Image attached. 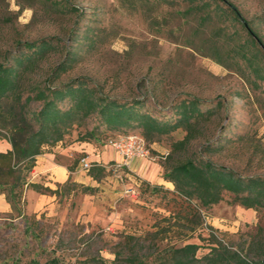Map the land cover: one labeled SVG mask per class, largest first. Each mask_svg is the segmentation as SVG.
Masks as SVG:
<instances>
[{
	"label": "rangeland",
	"instance_id": "1",
	"mask_svg": "<svg viewBox=\"0 0 264 264\" xmlns=\"http://www.w3.org/2000/svg\"><path fill=\"white\" fill-rule=\"evenodd\" d=\"M226 3L264 42V0H0V62L20 45L45 40L54 50L27 83L43 85L69 55L76 60L73 68L56 85L83 79L120 102L142 100L146 112L164 121L174 120L175 105L196 100L202 111L217 113L203 122L182 156L209 161L241 178L264 179V83L253 79L239 57L246 35ZM39 108L33 103L30 111ZM101 130L98 118L91 116L76 123L65 140L89 132L96 137ZM127 133L141 136L136 127ZM183 136L177 131L149 144L163 172L171 144ZM5 142L0 141V149H6ZM207 144L213 151H202ZM138 187L126 188L134 195L125 194L115 205L98 194L97 224L80 216V187L70 202L64 197L71 193L62 189L54 211L22 218L15 212L1 214L0 264H131V258L160 264L172 247L196 244L201 259L213 242L257 261L248 248L264 240V235L258 237L264 210L241 207L228 193L203 209L179 198L173 186Z\"/></svg>",
	"mask_w": 264,
	"mask_h": 264
},
{
	"label": "trees",
	"instance_id": "2",
	"mask_svg": "<svg viewBox=\"0 0 264 264\" xmlns=\"http://www.w3.org/2000/svg\"><path fill=\"white\" fill-rule=\"evenodd\" d=\"M188 1L195 4L198 0ZM226 5L233 20L246 35L245 42L238 49L239 57L247 65L253 79L264 83V42L236 7L229 3ZM53 50V46L45 40L23 44L17 53L0 62V130L6 133L0 135V139H6L11 146L7 153H0V195L5 197L17 218L26 216L24 193L28 189L56 196L60 195L62 189L70 194L75 187L83 189L82 195L95 192L93 188L73 183H67L61 190L57 188L54 191L41 184L29 183L28 176L38 156L57 144L63 147L72 143L105 146L102 141L114 135H126L127 130L133 127L141 130L147 148L157 136H168L177 131L184 134L181 140L171 144L163 166V179L171 183L179 198L188 202L195 201L199 207L208 209L218 204L224 193H228L233 197V203L241 207L264 210V179L241 178L209 161L189 155L182 156L198 138L203 122L211 121L217 110L202 111L196 100L183 101L173 108L174 120L164 121L146 112L142 100L120 102L89 87L83 79L56 85L73 68L76 60L69 55L52 69L49 80L43 85L27 83L30 75L36 73L39 64ZM33 103L40 104L37 112L30 111ZM64 104L68 105L65 109L62 108ZM91 116L97 117L99 125L103 127L96 137L93 132H89L65 140L70 137L69 131L76 123ZM202 151L213 150L207 144ZM178 156L183 158L177 160ZM84 158L87 159L85 153L78 154L74 165L80 164ZM87 172L93 180L99 182L109 177L112 170L107 171L97 163H91ZM260 233L259 238L264 235V230ZM198 249L196 244L172 247L167 251L168 257L163 258L160 264H260V260L264 259L262 239L257 241V245L253 242L248 248L249 252L254 253L256 262L248 260L240 252L228 251L219 242H213L210 252L201 259L196 256ZM129 261L131 264H140L132 258Z\"/></svg>",
	"mask_w": 264,
	"mask_h": 264
},
{
	"label": "crops",
	"instance_id": "3",
	"mask_svg": "<svg viewBox=\"0 0 264 264\" xmlns=\"http://www.w3.org/2000/svg\"><path fill=\"white\" fill-rule=\"evenodd\" d=\"M5 140L0 139V141ZM1 143L3 144L4 142ZM5 147L6 149H0V153H7L11 150L9 142H5ZM81 153L87 155L88 162L97 163L107 171L108 168H111V164L119 163L121 160L120 156L108 146L96 147L93 145L72 143L71 145L69 144L63 147L61 144H57L36 158L35 166L28 176V182L41 184L44 188H49L53 191L57 190V188L61 189L67 183L95 189L92 195L84 194L80 196V216H84L83 219L90 217L89 222L91 224L101 223L96 220L98 218L97 215L101 213L100 207L95 202V200L97 202L99 200L98 194L101 195V198L107 195L109 197L107 200L110 202L113 201L115 205L121 199L125 198L124 190L126 188L136 189L138 184L146 183L163 186L166 189H171L172 187L171 183L164 181L161 166L156 160L149 159L135 160L130 170H122L117 176H106L97 182L89 176L88 172L81 170L79 164L74 165L75 158ZM80 176L81 179L78 180ZM96 197L98 198L96 199ZM59 198L61 199V195L57 197L56 195L38 193L28 189L24 193L25 215L39 216L44 211H54L59 207ZM68 198L69 202L74 200L73 192H71L69 197H64L65 200H68ZM28 200H31V206H29ZM9 212H11L10 205L5 200V197L0 195V215ZM63 212L65 213L66 209ZM114 216L116 217V215ZM114 216L111 215V217Z\"/></svg>",
	"mask_w": 264,
	"mask_h": 264
},
{
	"label": "built area",
	"instance_id": "4",
	"mask_svg": "<svg viewBox=\"0 0 264 264\" xmlns=\"http://www.w3.org/2000/svg\"><path fill=\"white\" fill-rule=\"evenodd\" d=\"M105 146L112 148L121 158L119 163H115L110 169L115 176L122 170H130L132 163L135 160H156L147 148L144 139L135 134L114 135L113 137L102 141ZM80 169L88 171L91 168V163L86 158L80 160ZM133 189H125L124 194L134 195Z\"/></svg>",
	"mask_w": 264,
	"mask_h": 264
}]
</instances>
